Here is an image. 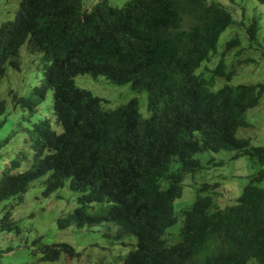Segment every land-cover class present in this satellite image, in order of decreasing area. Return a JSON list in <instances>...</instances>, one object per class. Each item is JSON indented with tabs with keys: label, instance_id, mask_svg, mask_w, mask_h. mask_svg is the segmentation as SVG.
<instances>
[{
	"label": "trees",
	"instance_id": "obj_1",
	"mask_svg": "<svg viewBox=\"0 0 264 264\" xmlns=\"http://www.w3.org/2000/svg\"><path fill=\"white\" fill-rule=\"evenodd\" d=\"M234 23L229 10L206 0H126L121 6L98 0L89 8L81 0H19L14 18L0 23V81L7 65L18 68L25 42L29 51L42 52L44 82L33 97L13 92L11 100L33 112L50 90L54 121L34 122L27 129L31 154L20 151L2 166L0 203L12 201L1 208L0 228L12 227L10 209L45 176V194L68 182L81 195L59 226L108 220L117 238L134 236L121 264H264L262 167L231 205L218 207L199 188L189 207L173 208L186 178L203 168L196 155L204 151L228 150L230 159L246 156L264 165V145L237 135L249 125L245 112L258 104L264 84L229 82L235 69H227L225 57L241 41L233 36L219 46L218 40ZM258 29L252 17L245 28L250 41ZM216 52L212 68L194 72ZM84 73L146 91L149 115H140L136 98L105 108L108 100L75 84ZM217 77L224 82L210 89ZM4 111L0 98V116ZM6 141L0 139V149ZM23 161L26 167L15 172ZM104 200L111 204L103 213L85 211L87 203ZM39 250L51 261L75 253L65 243H39Z\"/></svg>",
	"mask_w": 264,
	"mask_h": 264
},
{
	"label": "rangeland",
	"instance_id": "obj_2",
	"mask_svg": "<svg viewBox=\"0 0 264 264\" xmlns=\"http://www.w3.org/2000/svg\"><path fill=\"white\" fill-rule=\"evenodd\" d=\"M98 0H81L83 8H89ZM109 5L121 6L126 0H107ZM215 2L227 10L239 24H231L221 33L218 40L220 46L225 40L236 36L240 39V46L231 50L225 57L227 69L234 67L235 73L229 81L232 85L237 83H262L264 84V2L261 0H206ZM19 0H0V23L14 18ZM255 17L259 25L256 37L249 40L246 25ZM243 22V23H242ZM25 42L19 49L18 68L7 65V69L0 81V98L5 100V111L0 116L3 121L0 127V139L7 138L0 149V172L2 166L9 163L18 152L31 154V138L27 129L43 117L54 121L52 108V93L47 91L45 99L36 106L33 112L20 104H14L11 93L21 96H34L35 87L44 82V64L41 60L42 52L29 51ZM243 48L240 56H235L234 51ZM219 51V50H218ZM219 52L209 60L201 62L195 73H205V68H212L218 61ZM250 60L240 65H235L238 59ZM207 72V71H206ZM75 84L88 89L92 94L108 100L103 103L105 108L126 103L131 98L137 99L138 110L141 116H148L146 91L131 89L129 84H114L107 82L101 76L93 79L89 74L75 76ZM224 78L217 77L210 89L222 85ZM245 119L249 122L246 127H239L237 135L250 139L252 145H264V92L258 104L245 112ZM54 126V124L52 125ZM59 129V127H57ZM233 152L220 150L218 152L204 151L196 155L203 168L196 171L184 181L183 193L180 198L173 201L176 212L189 207L195 192L203 188L218 207L233 204L239 196L242 187L249 176L259 167L264 165L253 164L246 156L230 159ZM222 160L223 163L213 165V161ZM26 161L14 171H21L26 167ZM45 176L33 181L28 190L23 194L21 202L10 209L8 220L12 227L0 228V264H121L122 256L135 247V238L132 234L122 238L116 237L117 226L112 222H102L92 227L77 228L73 225L61 227L58 220L67 216L78 206V192L71 191L67 182L65 186L49 193H44ZM264 188V178L257 182ZM12 198L0 203V214L3 205H8ZM180 220V219H179ZM15 225L19 226L16 231ZM178 221L175 226H179ZM172 228L175 237L176 229ZM42 237V243L56 245L66 243L78 253L71 256L68 253L59 256L57 260H42L39 243L33 240ZM249 264V263H248Z\"/></svg>",
	"mask_w": 264,
	"mask_h": 264
},
{
	"label": "clouds",
	"instance_id": "obj_3",
	"mask_svg": "<svg viewBox=\"0 0 264 264\" xmlns=\"http://www.w3.org/2000/svg\"><path fill=\"white\" fill-rule=\"evenodd\" d=\"M45 186H46V184H45ZM67 186H68V182H67ZM60 188V187H59ZM68 188H69V186H68ZM58 189V188H57ZM57 189H55V190H57ZM70 189V188H69ZM54 190V191H55ZM71 190V189H70ZM71 191H74V190H71ZM53 192V191H52ZM74 192H77V191H74ZM51 193V192H50ZM79 193V192H78ZM46 195H48L47 193H46ZM80 194L77 196V203H78V206H80V203H79V198H80ZM111 204V202L110 201H106V200H104V201H101V202H89V203H87V205H86V210L85 211H87V212H89L90 213V215H97V214H101V213H103L104 212V210H103V208H106V207H108V205H110ZM78 206H76V207H78ZM75 207V208H76ZM74 208V209H75ZM70 214V213H69ZM102 222H111V221H108V220H104V221H101V223ZM113 223V222H112ZM78 223H76V222H74V221H72V223H70L69 225H67V226H65V227H68V226H71V225H73V226H75V227H77V228H81V227H83V226H89V227H92V226H94V225H97V224H100V222L99 223H96V224H94V225H89L90 223H82L83 225H81V226H78L77 225ZM168 231L169 232H171V228H169L168 229ZM38 238V240H40L41 241V239H42V237L40 236V237H37ZM169 239H171V238H169ZM39 241V242H40ZM41 244H42V242H40ZM44 244V243H43ZM59 244H63V243H59ZM59 244H56V245H59ZM66 244V243H65ZM68 245V244H67ZM70 246V245H69ZM70 247H72V246H70ZM73 248V247H72ZM75 251V250H74ZM61 253H63V254H67V253H65V252H61ZM78 253L75 251V253H73L71 256H76ZM61 255V254H60ZM49 261H51V260H49Z\"/></svg>",
	"mask_w": 264,
	"mask_h": 264
}]
</instances>
